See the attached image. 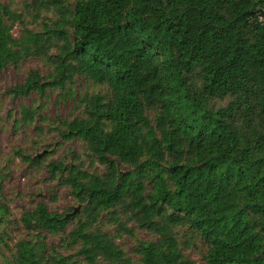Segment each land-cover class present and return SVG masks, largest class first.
I'll return each mask as SVG.
<instances>
[{
	"label": "trees",
	"instance_id": "trees-1",
	"mask_svg": "<svg viewBox=\"0 0 264 264\" xmlns=\"http://www.w3.org/2000/svg\"><path fill=\"white\" fill-rule=\"evenodd\" d=\"M69 3L33 0L30 23L0 5V70L30 58L47 69L9 88L12 99L68 98L78 77L106 87L81 97L83 117L62 121L104 172L71 149L48 165L31 159L83 210L57 215L38 203L17 223L0 195V226L27 232L13 247L0 238L10 264H133L118 236L137 242L140 264H195L184 253L197 241L205 264H264V0ZM37 117L21 111L22 125ZM103 214L119 235L94 231ZM74 220L65 243L81 262L50 252L42 235Z\"/></svg>",
	"mask_w": 264,
	"mask_h": 264
},
{
	"label": "rangeland",
	"instance_id": "rangeland-1",
	"mask_svg": "<svg viewBox=\"0 0 264 264\" xmlns=\"http://www.w3.org/2000/svg\"><path fill=\"white\" fill-rule=\"evenodd\" d=\"M32 1L0 0V5L30 23L26 4ZM73 3L74 0H70L69 6ZM22 27L18 23L12 25L14 39L20 38ZM29 28L38 29L35 25H29ZM29 71H39L43 76L47 75V69L36 58L22 61L17 68L8 66L0 70V195L11 221L17 223H20L23 214L34 210L38 203H44L52 214L72 216V213L78 210L77 215L81 216L83 207L76 202L70 188L62 187L57 181L51 180L46 166L36 167L31 159H42L48 156L45 162V165H48L50 162L61 160L65 152L71 149L81 155L87 170L92 172L98 169L102 174L104 172L102 166L95 164L91 167L87 157L89 153L85 152L81 142L67 141L66 128L62 121H73L83 117L84 108L80 106L81 97L85 93L107 95V88L78 77L72 86L74 94L68 98L63 97L60 91L47 90L46 97L43 98L34 93L27 99H12L7 94L8 89L22 84ZM30 107L38 109L37 121L33 125H22L21 111L23 108ZM76 224L77 220L70 221L67 230L58 237L46 233L42 235L47 237L50 252L55 249L61 255L72 256L74 261L81 262L75 246L71 247L65 243L67 235L76 228ZM99 230L112 236L119 235L115 226L111 224L108 214H103L94 226V231ZM26 237L27 232L21 226L11 230L4 225L0 226V238H3L10 247ZM118 237H124L116 241L123 248L126 256L132 259L133 264H140V257L135 251L137 242L129 236ZM137 237L143 242L154 238L151 234L142 231H138ZM5 245L0 241V264H10L12 261ZM67 250L71 252L68 253ZM184 254L195 264H205V247L198 241L187 248Z\"/></svg>",
	"mask_w": 264,
	"mask_h": 264
},
{
	"label": "water",
	"instance_id": "water-1",
	"mask_svg": "<svg viewBox=\"0 0 264 264\" xmlns=\"http://www.w3.org/2000/svg\"><path fill=\"white\" fill-rule=\"evenodd\" d=\"M76 212H78V210H75V211L72 213V215H74ZM67 216H70V215H67Z\"/></svg>",
	"mask_w": 264,
	"mask_h": 264
}]
</instances>
